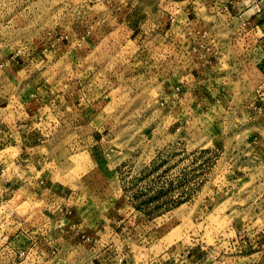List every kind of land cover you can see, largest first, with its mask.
I'll use <instances>...</instances> for the list:
<instances>
[{"label":"rangeland","instance_id":"obj_1","mask_svg":"<svg viewBox=\"0 0 264 264\" xmlns=\"http://www.w3.org/2000/svg\"><path fill=\"white\" fill-rule=\"evenodd\" d=\"M232 1L0 0V264H264V13Z\"/></svg>","mask_w":264,"mask_h":264},{"label":"crops","instance_id":"obj_2","mask_svg":"<svg viewBox=\"0 0 264 264\" xmlns=\"http://www.w3.org/2000/svg\"><path fill=\"white\" fill-rule=\"evenodd\" d=\"M234 7L233 9L237 10L236 14L239 16L249 14L250 23L257 24V20L259 18V13H264V6H260L262 1L259 0H233L232 1ZM259 26V23L256 25V28Z\"/></svg>","mask_w":264,"mask_h":264},{"label":"built area","instance_id":"obj_3","mask_svg":"<svg viewBox=\"0 0 264 264\" xmlns=\"http://www.w3.org/2000/svg\"><path fill=\"white\" fill-rule=\"evenodd\" d=\"M224 6V5H223ZM229 6H225V8L227 9Z\"/></svg>","mask_w":264,"mask_h":264}]
</instances>
